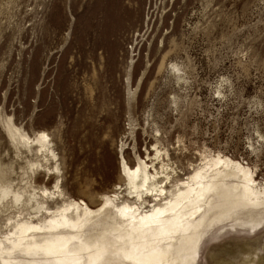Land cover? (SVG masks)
Returning a JSON list of instances; mask_svg holds the SVG:
<instances>
[{"label":"rangeland","instance_id":"obj_1","mask_svg":"<svg viewBox=\"0 0 264 264\" xmlns=\"http://www.w3.org/2000/svg\"><path fill=\"white\" fill-rule=\"evenodd\" d=\"M90 104L113 117L84 142L77 110ZM9 121L49 136L58 175L32 174L27 161H37L9 141ZM89 121L98 118L81 125ZM219 154L264 186V0H0L1 184L54 192L59 182L97 210L115 195L136 202L122 159L151 173L169 167V196ZM14 216L4 213L0 230ZM260 227L213 231L198 264L264 259Z\"/></svg>","mask_w":264,"mask_h":264},{"label":"bare ground","instance_id":"obj_2","mask_svg":"<svg viewBox=\"0 0 264 264\" xmlns=\"http://www.w3.org/2000/svg\"><path fill=\"white\" fill-rule=\"evenodd\" d=\"M84 110L77 115L79 133L88 130L81 137L85 142L113 115L111 110L103 115L98 104H90L88 114ZM87 115L98 121L83 127ZM5 127L15 149L35 157L36 163L27 161L32 174L60 173L51 169L57 157L46 133L31 138L11 121ZM122 161L121 176L136 200L133 205L120 203L115 195L94 210L66 198L59 182L54 192L37 190L32 183L21 192L8 181L0 183V217L18 215L1 227L0 264H198L202 244L213 231L226 224L255 231L264 222V186L259 189L253 172L239 161L220 154L206 157L169 196L166 188L174 183L169 167L151 173L145 161L134 168ZM164 178L165 187L159 183ZM148 200H153L151 208L146 207ZM254 257L248 255L244 264H264Z\"/></svg>","mask_w":264,"mask_h":264}]
</instances>
